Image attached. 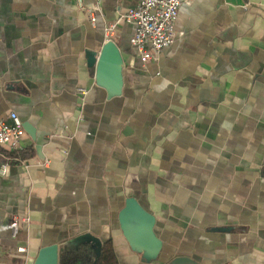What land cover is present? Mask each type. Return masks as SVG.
I'll list each match as a JSON object with an SVG mask.
<instances>
[{"label": "crops", "instance_id": "crops-1", "mask_svg": "<svg viewBox=\"0 0 264 264\" xmlns=\"http://www.w3.org/2000/svg\"><path fill=\"white\" fill-rule=\"evenodd\" d=\"M140 1L0 0V118L31 129L0 173V264L108 242L118 264H264V0H188L146 64L119 20ZM114 23L115 96L87 59Z\"/></svg>", "mask_w": 264, "mask_h": 264}, {"label": "built area", "instance_id": "built-area-1", "mask_svg": "<svg viewBox=\"0 0 264 264\" xmlns=\"http://www.w3.org/2000/svg\"><path fill=\"white\" fill-rule=\"evenodd\" d=\"M188 0H141L136 8L122 14L119 20H124L134 24L136 31L131 39V44L135 47L143 64L157 59L165 49L175 42V22L179 10ZM246 8V7H245ZM95 12L100 11V7H94ZM95 12L91 13V21L94 22ZM116 23L111 24L106 29V41H112L115 34ZM25 134V129L20 118L11 113L8 118H0V146L9 148L5 155L7 163L2 167L0 173L7 172L11 162L18 163L24 168L29 164L19 155L20 144ZM18 153V155H12ZM48 162L43 164L47 166ZM15 230L17 225L15 224ZM24 249H21V251Z\"/></svg>", "mask_w": 264, "mask_h": 264}, {"label": "water", "instance_id": "water-1", "mask_svg": "<svg viewBox=\"0 0 264 264\" xmlns=\"http://www.w3.org/2000/svg\"><path fill=\"white\" fill-rule=\"evenodd\" d=\"M118 57H119V52L118 49L116 48V45L110 41L104 44V46L101 49V52H95V51H89L87 53V59H88V66L90 68H93L97 66V81L100 85L109 88L108 85H112V82L109 83L110 81L116 82L117 88L114 87L113 92H109L110 95H119L120 93V86L122 84V79H121V71L117 66L118 62ZM117 61V62H116ZM116 62L114 70L117 74V77L114 78H108L107 80L103 78L102 74L103 71L105 70L106 66H110L112 63ZM102 76V77H101ZM108 83V84H107ZM24 129L26 131H31L29 126H24ZM134 205L131 206V209H133ZM137 207V206H136ZM138 208V207H137ZM101 254V252H100ZM178 264H184L188 263V260L181 258L176 261ZM34 264H59V246L57 244H52V245H47L44 246L39 250L38 256L35 260Z\"/></svg>", "mask_w": 264, "mask_h": 264}, {"label": "trees", "instance_id": "trees-1", "mask_svg": "<svg viewBox=\"0 0 264 264\" xmlns=\"http://www.w3.org/2000/svg\"><path fill=\"white\" fill-rule=\"evenodd\" d=\"M12 155H18V153H14ZM19 155L22 154L20 153ZM95 264H118L113 246L110 242L103 245L101 254Z\"/></svg>", "mask_w": 264, "mask_h": 264}]
</instances>
